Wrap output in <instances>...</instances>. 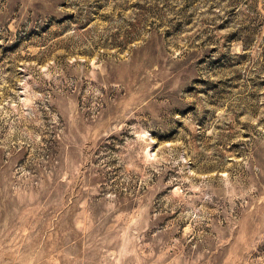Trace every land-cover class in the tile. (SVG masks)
Listing matches in <instances>:
<instances>
[{
	"label": "rangeland",
	"instance_id": "rangeland-1",
	"mask_svg": "<svg viewBox=\"0 0 264 264\" xmlns=\"http://www.w3.org/2000/svg\"><path fill=\"white\" fill-rule=\"evenodd\" d=\"M0 264H264V0H0Z\"/></svg>",
	"mask_w": 264,
	"mask_h": 264
}]
</instances>
